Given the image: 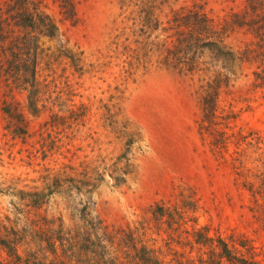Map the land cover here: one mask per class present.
<instances>
[{
  "label": "rangeland",
  "instance_id": "obj_1",
  "mask_svg": "<svg viewBox=\"0 0 264 264\" xmlns=\"http://www.w3.org/2000/svg\"><path fill=\"white\" fill-rule=\"evenodd\" d=\"M35 1L58 31L22 28L38 46V87L0 88V221L21 230L39 220L80 240L93 228L113 243L111 264H133L124 244L131 250L134 236L163 264H197L215 245L238 256L246 237L261 248L264 89L254 86L255 67L236 68L216 118L205 121L198 80L144 48L158 37L160 50L170 8L155 12L162 25L150 31L139 2L124 12L121 0H81L73 21L60 0ZM204 1L214 17L242 8V0ZM226 42L241 50L249 38L236 32Z\"/></svg>",
  "mask_w": 264,
  "mask_h": 264
},
{
  "label": "trees",
  "instance_id": "obj_2",
  "mask_svg": "<svg viewBox=\"0 0 264 264\" xmlns=\"http://www.w3.org/2000/svg\"><path fill=\"white\" fill-rule=\"evenodd\" d=\"M177 1L121 0V10L127 12L137 7L136 2H139L143 6L141 27L157 31L162 24L154 19L155 12L171 9L166 27L161 31L165 38L160 50L156 44L158 37L153 44H145L144 48L157 47L162 59L158 64L198 80L204 120L212 121L218 111V92L229 86L236 68L244 64L254 66V86L264 89V0H242L240 10L232 8L222 17H214L204 0H191L190 5H182L175 10ZM80 2L60 0L61 14L75 21ZM22 28H34V31L48 37L55 36L58 31L53 17L43 11L42 1L0 0V88L12 84L15 87L21 85L26 90L38 87V46L28 34L22 36L24 30L19 34ZM236 32L249 38L241 50L226 42ZM156 51L154 49V54ZM30 102L40 112V103H43L40 95L30 96ZM25 225H31V230ZM25 225L18 230L0 221V253L5 254V258L0 257V264H111L116 261L115 252L108 246V243L113 244L108 235L104 234V239H101L93 228H90L91 232L86 231L80 240L76 234L72 236L74 238L67 235L60 238V231L40 225L39 220L27 219ZM132 241L135 244L131 250L127 247L129 239L124 245L126 253H136L132 256L133 264H163L157 251L145 245L138 248L140 242L135 236ZM208 243L214 244L211 240H207ZM226 245L224 253L221 251L220 254H217L218 246L215 245L209 257L197 264H224L223 259H227V264H264L259 260L264 258V245L259 248L246 237L238 256V250ZM58 250L60 254H57Z\"/></svg>",
  "mask_w": 264,
  "mask_h": 264
}]
</instances>
